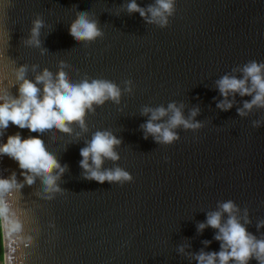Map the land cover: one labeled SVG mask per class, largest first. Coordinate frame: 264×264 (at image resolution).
Segmentation results:
<instances>
[{"label": "water", "instance_id": "95a60500", "mask_svg": "<svg viewBox=\"0 0 264 264\" xmlns=\"http://www.w3.org/2000/svg\"><path fill=\"white\" fill-rule=\"evenodd\" d=\"M127 2L0 0V89L18 95L15 72L22 64L34 80L45 68L57 73L61 61L74 82L104 78L123 88V80L133 81V93L122 95L119 105L109 101L88 115L90 131L80 139L63 133L41 137L69 167L58 182L63 194L45 199L37 178L12 197L34 237L24 264H197L178 249L190 244L186 252L220 250L216 230L201 234L197 224L222 200L235 201L241 215L248 209V231L264 232L256 228L264 220V125L252 126L253 120H264V110L239 116L237 108L251 97L237 95L233 108L222 111L215 86L237 65L264 62V0H176V14L164 29L147 24L139 13L129 15ZM137 2L147 7L154 0ZM76 11L98 17L104 38L78 43L69 34ZM38 16L45 22L44 53L23 43ZM172 101L186 105L185 115L199 106L196 120L205 127L197 133L179 130L181 139L170 146L145 140L140 125L148 117L141 108ZM98 129L122 138L118 163L133 182L100 184L82 177L80 149ZM18 131L22 138L38 135L10 125L0 143ZM13 170L23 180L18 163L0 157V176ZM205 240L212 241L207 248Z\"/></svg>", "mask_w": 264, "mask_h": 264}, {"label": "clouds", "instance_id": "9594fccd", "mask_svg": "<svg viewBox=\"0 0 264 264\" xmlns=\"http://www.w3.org/2000/svg\"><path fill=\"white\" fill-rule=\"evenodd\" d=\"M124 10L129 15L139 13L147 24L161 29L170 26V17H174L177 11L176 0H154L147 7H142L137 0H128ZM44 27V20L38 16L32 21L30 36L23 43L40 48L42 53L46 52L40 39ZM69 34L85 45H91L105 36L98 17L90 11H76ZM61 65L57 73L53 74L45 68L32 80L27 78L28 65L22 64L15 72L19 82L18 95L13 94L11 89H0V138L5 136L10 125L38 134L22 138L18 131L8 135L6 143H0V157L7 156L17 162L19 175L23 177V180L18 179L14 170L8 177L0 176V247L4 249L0 253V264H24L27 257L24 250L34 243V237L28 232L23 218L12 203L14 193L25 185L33 186L37 178L43 185L45 199H53L54 194L65 192L58 182L69 166L61 164L58 156L48 149L41 137L63 133L75 134L80 139L90 131L87 123L90 113L95 115L96 108L109 101L119 105L122 95L133 93L131 79L122 81L123 88L104 78L86 76L74 82L63 70L68 65L63 61ZM37 67L33 65V71ZM215 86L223 97L216 105L222 111L233 108L237 95L251 97L250 100H243L242 107L237 108L239 116L247 117L254 110H264V62L249 60L237 65L217 79ZM185 107L183 102L176 101L169 102L166 107L143 106L141 115L148 117L140 125L143 138L147 140L151 137L158 145L170 146L181 139V129L199 132L205 127L204 122L196 120L200 115L199 106L189 109L187 115ZM262 125L264 120L252 121L256 129ZM77 127L79 132L75 131ZM122 144V138L110 129L93 132L80 149L82 177L100 184L108 182L123 186L133 182L132 174L118 163L121 156L117 149ZM108 161L115 166L105 167ZM251 224L247 208L243 209L241 215V208L235 201H219L215 210L207 212L206 220L198 222L197 231L202 234L206 228L215 229L214 239L220 243V250L206 251L202 248L198 253L186 252V248L191 247L188 244L181 245L178 251L194 259L197 264H250L252 260L264 264V232L257 236L248 231ZM256 228L258 232L264 229V220L258 222ZM211 243L209 240L203 241L205 248Z\"/></svg>", "mask_w": 264, "mask_h": 264}, {"label": "trees", "instance_id": "16d2710c", "mask_svg": "<svg viewBox=\"0 0 264 264\" xmlns=\"http://www.w3.org/2000/svg\"><path fill=\"white\" fill-rule=\"evenodd\" d=\"M3 252V248L2 247H0V253H2Z\"/></svg>", "mask_w": 264, "mask_h": 264}]
</instances>
